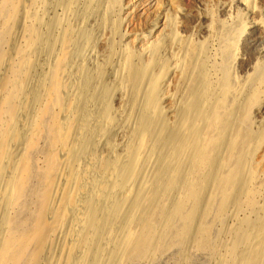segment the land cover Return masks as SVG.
I'll use <instances>...</instances> for the list:
<instances>
[{
  "label": "bare ground",
  "instance_id": "1",
  "mask_svg": "<svg viewBox=\"0 0 264 264\" xmlns=\"http://www.w3.org/2000/svg\"><path fill=\"white\" fill-rule=\"evenodd\" d=\"M6 1L0 6V17L7 15L9 24L0 27V92L6 96L0 104V264H20L25 254L29 264H123L139 258L148 247L153 249L154 242L158 250L160 233L145 235L149 225L163 223L167 211L165 205L155 206L158 159L151 156V150L173 147L172 168L186 169L199 157L202 148L196 129L202 74L182 115L178 116L171 99L166 100L167 113H163L159 104L161 72L151 76L146 67H138L131 70L129 79L121 71L105 79L100 63L108 60L98 54L99 64L92 63L96 73L86 70L83 49L95 51L97 33L107 24L106 9L101 8L96 16L93 36L82 16L68 37L60 20L48 26V34L42 33V22L31 11L37 0ZM85 13H89L87 9ZM156 34L173 51V32L162 27ZM18 56L23 60L16 67ZM45 67L50 68L49 76ZM2 70L14 75L11 92ZM173 70L176 77L178 66ZM61 72L63 80L59 79ZM43 90L50 101L33 118L31 113ZM117 92L122 95L117 115L123 117V126L113 115ZM236 119V114L225 118L220 137L214 134L208 139L209 149L217 148L219 162L205 188H187L200 205L213 204L220 189L224 190L221 205H226L250 177L249 155L254 146L251 136L237 127ZM151 128L154 132L147 137ZM214 128L210 124V134ZM41 134L45 135V150L39 148ZM37 157L44 159V169H37ZM187 189L174 200L179 207ZM31 200L35 211L24 217ZM22 224L30 227L19 238ZM192 225L189 220L188 226ZM254 227L263 232L264 222ZM250 235L238 234L233 255L235 248L250 244ZM245 260L264 264V247L256 258L247 255Z\"/></svg>",
  "mask_w": 264,
  "mask_h": 264
},
{
  "label": "rangeland",
  "instance_id": "2",
  "mask_svg": "<svg viewBox=\"0 0 264 264\" xmlns=\"http://www.w3.org/2000/svg\"><path fill=\"white\" fill-rule=\"evenodd\" d=\"M4 1L7 2L0 0V6ZM31 8L32 14L42 22V33L48 34V26L60 20L69 32L68 37H72L82 16L88 20V33L93 36L96 16L101 8L106 9L107 24L94 37L95 51L89 47L83 49L86 70L91 75L96 73L92 63L99 64L95 55L98 54L108 60L100 63L107 74L105 79L118 71L129 79L131 70L138 67H146L151 76L161 72L159 104L163 113H167L166 100L171 99L180 117L199 73L202 74L203 96L196 129L202 150L186 169L170 167L175 158L170 145L163 150L156 151L157 147L151 150V156L158 159L154 177L159 195L155 206L159 209L165 205L167 211L163 223L149 225L145 235L152 237L160 233L159 249L154 242L153 249L148 247L139 258L123 264H247V255L256 258L264 247V231L254 227L264 222V0H37ZM86 9L89 13H85ZM6 25H9L8 16L3 15L0 27ZM162 27L173 32V51L164 37H157ZM44 59L43 56L41 60ZM22 60L18 56L14 66H20ZM175 65L178 66L176 77ZM44 70L47 76L51 74L49 67ZM1 74L9 81L11 92L16 84L14 75L5 70ZM59 79H65L64 73L61 72ZM108 82L114 84L110 78ZM121 97V93L115 94L113 115L118 125L123 126L120 123L123 117L118 116ZM4 99L6 96L0 92V104ZM49 101V94L41 91L37 109L31 116L37 118L40 106ZM232 114L237 115L240 131L252 138L250 177L226 205H221L223 189L218 191L219 199L213 204L200 205V201H193L187 188L202 190L210 180L219 154L217 148L209 149L208 139L214 134L220 137L222 121ZM177 122L178 119L174 123ZM210 124L215 126L212 134ZM153 132L151 128L147 137ZM45 141V135L41 134V150L46 149ZM117 141L120 148L122 139ZM130 152L131 148L125 154ZM37 159V169H44V159ZM186 189L188 194L179 207L174 200ZM32 203L33 200L24 217L34 213ZM188 218L193 221L192 226H188ZM29 227V224L21 225L19 238L28 233ZM191 230L194 231L188 233ZM244 232L251 234L250 244L235 248L233 255L238 234ZM29 263L25 254L20 264Z\"/></svg>",
  "mask_w": 264,
  "mask_h": 264
}]
</instances>
